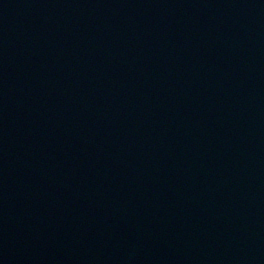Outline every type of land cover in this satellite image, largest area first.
Segmentation results:
<instances>
[{
  "label": "water",
  "instance_id": "95a60500",
  "mask_svg": "<svg viewBox=\"0 0 264 264\" xmlns=\"http://www.w3.org/2000/svg\"><path fill=\"white\" fill-rule=\"evenodd\" d=\"M0 264H264V0H0Z\"/></svg>",
  "mask_w": 264,
  "mask_h": 264
}]
</instances>
